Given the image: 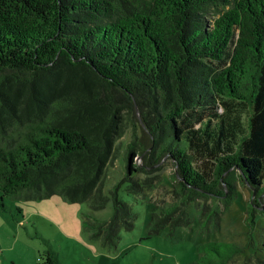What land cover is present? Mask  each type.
<instances>
[{"label":"trees","instance_id":"1","mask_svg":"<svg viewBox=\"0 0 264 264\" xmlns=\"http://www.w3.org/2000/svg\"><path fill=\"white\" fill-rule=\"evenodd\" d=\"M164 158L172 195L150 232L190 225L191 203L198 233L217 231L238 184L251 229L264 214V0H0L1 202H87L84 228L112 242L135 225L121 185L143 195ZM248 245L200 242L188 264ZM38 264L61 263L48 247Z\"/></svg>","mask_w":264,"mask_h":264},{"label":"rangeland","instance_id":"2","mask_svg":"<svg viewBox=\"0 0 264 264\" xmlns=\"http://www.w3.org/2000/svg\"><path fill=\"white\" fill-rule=\"evenodd\" d=\"M234 111L246 118V107L236 105ZM120 160V161H119ZM141 162V159L139 158ZM121 157L108 172L105 191L123 170ZM173 165L164 158L158 165L146 167L151 187L143 195L133 197L121 185L120 196L136 212L135 225L122 227L119 238L112 242L85 229V213L91 211L87 202H68L55 194L40 200L4 198L0 200V264H38L39 255L50 247L61 264H188L197 257V245L208 240H225L249 245L230 264H255L264 260V214L259 213L251 229L245 221L250 192L238 184L241 196L221 216L215 232L198 233L199 210L190 205L192 222L177 226L171 233L165 227L157 233L149 231L152 204L171 200L170 172ZM113 213L111 204L96 211L106 218Z\"/></svg>","mask_w":264,"mask_h":264}]
</instances>
